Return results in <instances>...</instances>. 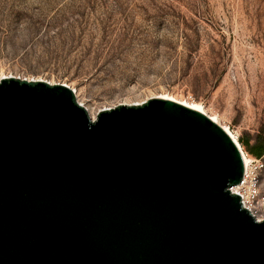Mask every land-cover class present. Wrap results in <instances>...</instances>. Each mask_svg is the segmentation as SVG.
Returning <instances> with one entry per match:
<instances>
[{
	"label": "water",
	"instance_id": "95a60500",
	"mask_svg": "<svg viewBox=\"0 0 264 264\" xmlns=\"http://www.w3.org/2000/svg\"><path fill=\"white\" fill-rule=\"evenodd\" d=\"M242 153L163 97L92 119L66 84L0 78V264H264Z\"/></svg>",
	"mask_w": 264,
	"mask_h": 264
},
{
	"label": "rangeland",
	"instance_id": "374dc122",
	"mask_svg": "<svg viewBox=\"0 0 264 264\" xmlns=\"http://www.w3.org/2000/svg\"><path fill=\"white\" fill-rule=\"evenodd\" d=\"M3 76L66 84L94 118L155 97L200 104L264 193L249 147L264 141V0H0Z\"/></svg>",
	"mask_w": 264,
	"mask_h": 264
},
{
	"label": "built area",
	"instance_id": "2783aa9c",
	"mask_svg": "<svg viewBox=\"0 0 264 264\" xmlns=\"http://www.w3.org/2000/svg\"><path fill=\"white\" fill-rule=\"evenodd\" d=\"M251 175L250 172L246 174L241 184L233 187L232 191L241 196L244 206L251 211L254 217L264 220V193L261 192L257 179Z\"/></svg>",
	"mask_w": 264,
	"mask_h": 264
},
{
	"label": "bare ground",
	"instance_id": "6f19581e",
	"mask_svg": "<svg viewBox=\"0 0 264 264\" xmlns=\"http://www.w3.org/2000/svg\"><path fill=\"white\" fill-rule=\"evenodd\" d=\"M0 78L2 79V78H5V77L3 76V77H0ZM6 78H8V77H6ZM163 98H166V99H169V100L176 101V102L181 103V104H183V105H185V106H188V107H190V108H193V109H195V110H197V111H199V112H202V113L205 114V115L207 114V113L205 112L204 108L202 107V105H200V104H192V105H190V104H188V103L180 102V101H178L177 99L172 98V97H163ZM187 104H188V105H187ZM135 105H139V104H135ZM97 114H98V113H97ZM91 117H92V116H91ZM95 118H96V117H95ZM95 118L92 117V119H95ZM211 119H212L213 121H215L216 123L218 122L217 119L214 118V117H211ZM224 129L230 134V136H231L232 139L236 142V144L238 145V147H239V149H240V151H241V153H242L243 160H244V164H245V176H244L243 179H245L246 174H249V172H250V167H251V165H252V159H249V158L245 155L244 151H243L242 148L240 147V145H239L238 141L236 140L235 136H234V135H233L228 129H226V127H224Z\"/></svg>",
	"mask_w": 264,
	"mask_h": 264
},
{
	"label": "trees",
	"instance_id": "16d2710c",
	"mask_svg": "<svg viewBox=\"0 0 264 264\" xmlns=\"http://www.w3.org/2000/svg\"><path fill=\"white\" fill-rule=\"evenodd\" d=\"M246 145L249 146V142H246ZM250 152L257 158H261L264 156V141L262 138L258 137V140L255 145L249 146Z\"/></svg>",
	"mask_w": 264,
	"mask_h": 264
}]
</instances>
